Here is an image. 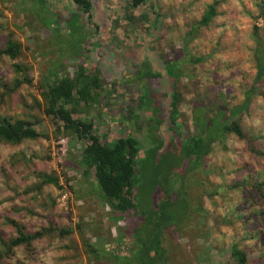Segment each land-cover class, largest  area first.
Returning a JSON list of instances; mask_svg holds the SVG:
<instances>
[{
    "label": "rangeland",
    "instance_id": "374dc122",
    "mask_svg": "<svg viewBox=\"0 0 264 264\" xmlns=\"http://www.w3.org/2000/svg\"><path fill=\"white\" fill-rule=\"evenodd\" d=\"M42 1L0 0V48L9 35L21 45L15 60L0 57V118L37 122V131L49 137L18 145L0 142V240L6 242L15 236L5 219L16 221L26 233L41 228L53 231L27 247L13 248L0 258V264H115L104 254L110 250L126 255L131 246L130 219L123 216L115 220L94 184L92 172L83 173L78 168L81 145L69 137L51 138L50 122L36 107L40 104L37 84L47 72L70 75L79 64L88 71L99 70L103 96L96 115L101 124L96 132L106 134L109 141L134 129L123 127L133 117L140 116L137 125L144 129L150 122L145 105L137 111V96L149 82L141 77L142 71L134 72L141 62L162 77V60L185 57L180 65L182 75L174 84L180 95L178 112L185 137L194 129L191 122L197 109L209 118L216 109L239 105L243 92L251 86L255 74L251 28L264 26L261 19H255L261 0H215L216 16L207 27L196 30L185 47L183 35L213 0H148L146 8L163 17L150 32L145 31L148 25L142 20L132 24L125 20L127 0H91L88 21L76 14L70 0ZM146 8L130 14L137 16ZM194 58L200 61L187 63ZM13 63L30 67L32 84L20 85L7 95L3 86H9L16 77ZM151 82L149 85L154 84ZM157 83L165 93L159 96L157 105L162 111L158 115L166 119L168 82L160 79ZM254 87L247 111L238 117L250 144L226 135L212 145L198 167L186 174L187 200L191 208L206 212V217L199 220L192 210L179 229L162 231L168 264H235L229 258L233 244L246 254L245 264H264V204L260 196H264V159L249 151L264 149V80ZM122 128H126L123 133ZM157 133L166 146L169 138L165 126L161 125ZM39 174H55L60 189L44 185L35 190ZM60 229L70 233L59 236L56 232ZM82 238L96 253L84 252Z\"/></svg>",
    "mask_w": 264,
    "mask_h": 264
},
{
    "label": "trees",
    "instance_id": "16d2710c",
    "mask_svg": "<svg viewBox=\"0 0 264 264\" xmlns=\"http://www.w3.org/2000/svg\"><path fill=\"white\" fill-rule=\"evenodd\" d=\"M70 1L76 14L83 15L86 21L91 18V0ZM147 1L127 0L129 12L125 15V20L131 24L142 20L148 25L145 31L150 32L157 29L154 24L159 26L163 17L152 8H146ZM217 5L218 1L213 0L205 6L196 23L183 35L182 46L185 47L195 37L196 30L210 24L217 14ZM138 8L147 10L137 16H131L130 13ZM256 17L255 19L259 18L264 22V0L258 5ZM91 25L97 29L94 24ZM251 37L254 40L252 58L255 63V74L251 86L243 92L241 103L227 109H216L209 118L205 117L203 110L197 109L191 122L194 129L185 137L181 133L183 124L178 112L180 95L174 85L182 75L180 65L184 63L185 57L174 61L162 60L164 72L162 77L159 72H151L146 62H141L134 72L142 71L141 77L154 84L149 85L148 82L144 86V92L137 96V111L141 112L143 108L141 105H145L147 108L144 111H150L148 118L150 122L145 129L138 127L135 132H128L109 141L106 134L101 136L96 132V126L101 123L95 116L103 96L99 70L95 68L88 71L83 64H79L73 68L70 75L47 72L43 80L37 84L40 104H36V107L41 108L42 114L50 122L51 138L69 137L81 145L76 161L78 168L83 173L92 172L94 184L109 211L115 216V220H120L123 216L130 219L132 229L128 238L131 246L126 255H117L110 250L104 254L113 263L168 264L165 249L162 247V231L168 227L179 229V225L188 220L192 210L198 213L199 220L206 217V212L200 207L191 208L187 200L188 193L184 191L185 177L187 172L198 167L201 160L210 154L212 145L223 141L226 135L231 134L237 140L250 144L240 128L238 117L248 109L251 97L256 91L254 84L264 80V26L259 28L253 25ZM20 54L21 45L13 41L9 35L0 48V57L12 61ZM199 61V58H194L187 63L196 64ZM11 69L16 77L9 86H3L7 95L20 85L32 84L28 65L13 63ZM160 79L168 82L166 91L168 105L164 109L166 119L159 118L158 115L159 111H162L157 105L160 101L159 96H165V93L161 92L160 83H157ZM139 117L137 116L138 120ZM36 123L25 120L10 121L1 117L0 142L18 145L26 140L39 138L48 140L47 134L37 131ZM161 125L165 126L169 138L166 146L157 133ZM143 132L144 137L141 136ZM249 151L253 156L264 159V149L250 148ZM37 178L39 182L33 186L35 190L44 185L60 189L55 174H39ZM260 185L256 186L257 189ZM258 191L262 194L260 189ZM158 196L160 197L157 199ZM260 196L264 204V196ZM177 210L183 213H178ZM5 223L14 228L15 236L6 242L0 240L2 247L0 258L8 256L13 248L21 245L27 247L53 231L51 228H41L26 233L23 227L12 219H5ZM69 233L67 229L56 232L59 236H66ZM81 243L85 253H96L86 238H82ZM229 258L235 264H245L247 261L246 254L235 244L230 247Z\"/></svg>",
    "mask_w": 264,
    "mask_h": 264
},
{
    "label": "crops",
    "instance_id": "0c3cea01",
    "mask_svg": "<svg viewBox=\"0 0 264 264\" xmlns=\"http://www.w3.org/2000/svg\"><path fill=\"white\" fill-rule=\"evenodd\" d=\"M132 112H133V111H132ZM95 117H96V116H95ZM97 120L100 121L101 118H100V117H97ZM134 120H135V121H134ZM138 122H140V120H137V117H133V120H132L131 122H129V121L126 122V123H125L126 126L123 125V127H127V125H128L129 128H130L131 126H133V128L137 130V128L139 127V126L137 125ZM100 123H101V122H100ZM120 124H121V123H120ZM118 125H119V124H118ZM121 125H122V124H121ZM136 125H137V126H136ZM125 129H126V128H124V129L122 128V129H121V130H122V133H123V131H124ZM134 129H131V130L128 131V132L130 133V132H132ZM128 132H127V133H128Z\"/></svg>",
    "mask_w": 264,
    "mask_h": 264
}]
</instances>
